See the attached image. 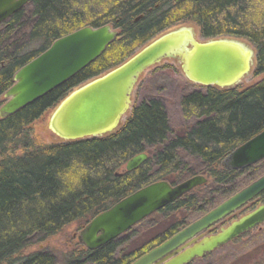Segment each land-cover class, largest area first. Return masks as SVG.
<instances>
[{
	"label": "trees",
	"instance_id": "trees-1",
	"mask_svg": "<svg viewBox=\"0 0 264 264\" xmlns=\"http://www.w3.org/2000/svg\"><path fill=\"white\" fill-rule=\"evenodd\" d=\"M185 23L199 27L206 39L251 43L253 74L264 73V0H30L0 24V96L14 84L17 70L56 39L86 26L111 25L119 31L72 78L0 118V264H131L264 174V160L237 170L222 165L264 129V77L247 87L198 84L202 87L185 90L179 108L186 124L178 129L162 96L139 94L125 120L102 136L44 143L29 127L72 91ZM169 69L179 71L168 63L154 73ZM144 152L148 158L127 171V162ZM200 174L208 177L205 184L139 222L129 235L95 249L78 242L61 261L48 249L22 254L33 241L54 236L71 223L85 226L150 183L176 185ZM254 202H264V191ZM137 227L145 228L144 236ZM263 236L259 231L255 238Z\"/></svg>",
	"mask_w": 264,
	"mask_h": 264
},
{
	"label": "water",
	"instance_id": "water-1",
	"mask_svg": "<svg viewBox=\"0 0 264 264\" xmlns=\"http://www.w3.org/2000/svg\"><path fill=\"white\" fill-rule=\"evenodd\" d=\"M29 1L0 0V24ZM118 34L111 25L86 26L56 39L17 70L14 84L4 94L0 117L17 112L72 78L96 60ZM244 41L229 37L200 41L192 25L173 28L120 66L72 91L52 114L50 130L64 140L113 132L132 108V93L140 75L166 58L178 61L194 83L233 87L250 72L256 57L254 48ZM147 158L145 152L137 154L125 169H136ZM263 159L264 130L233 150L222 165L231 170L244 169ZM207 181L208 177L200 174L176 185L165 180L150 183L93 217L79 232L78 241L88 249L99 248ZM263 191L264 174L131 264H188L260 229L264 224V202L218 232L205 235L206 230L253 202Z\"/></svg>",
	"mask_w": 264,
	"mask_h": 264
},
{
	"label": "rangeland",
	"instance_id": "rangeland-1",
	"mask_svg": "<svg viewBox=\"0 0 264 264\" xmlns=\"http://www.w3.org/2000/svg\"><path fill=\"white\" fill-rule=\"evenodd\" d=\"M185 25H192L187 24ZM197 39L200 41L205 40L200 35L199 28L193 25ZM242 40V39H241ZM244 41V40H243ZM249 47L254 48L251 43L244 41ZM174 64L178 67L179 71L174 72L169 70H163L160 72L154 73L155 68L161 67L165 64ZM254 65L252 66L250 72L246 74L238 83L237 87H247L257 81L261 80L264 77V73L260 75H254ZM166 79V80H165ZM202 86L191 82L179 65V62L174 59H163L158 64L147 69L139 78L137 84L132 93V105L136 102L138 94L141 98L148 96H162L168 108V112L171 118L172 126L176 129L180 128L182 125L186 124L180 108H179V97L182 92L187 89L201 88ZM5 101L4 94L0 96V107ZM55 108H51L44 113L38 120L31 123L29 126L33 133L40 136V139L44 143H53L61 142L62 138L54 134L49 127L50 118L54 112ZM129 115V114H128ZM127 114L125 115L123 121L125 120ZM1 118V117H0ZM122 121V122H123ZM121 122V123H122ZM263 161V160H262ZM261 162V161H260ZM261 204V202H250L248 205L237 210L234 214L228 217L223 223L228 225L233 220L241 217L242 215L248 213L256 206ZM200 215L199 217H201ZM199 217L193 219L192 221L198 219ZM151 221H156V218H153ZM191 221V222H192ZM190 222V223H191ZM221 224V223H220ZM219 225V224H218ZM225 225V226H226ZM84 225L78 223H71L67 225L60 233L48 237L42 241L35 240L33 241L24 251L23 255L42 249H48L57 254L59 261L63 258L64 253H68L73 250L78 242V234L82 230ZM217 226V225H216ZM224 226V225H223ZM215 227V226H214ZM141 235H145L144 227L136 228ZM220 229V228H218ZM259 231H264V224L259 229L256 228L252 231H249L239 237L238 239L228 243L222 248L214 251L208 256L204 257L203 260H195V264H207L206 262H211V264H237V260L240 258H245L243 261L244 264H264V236L263 238H255V235ZM129 235V231L125 233ZM141 236V237H143ZM146 237H143L145 239ZM252 240H254L252 242ZM82 243V242H80ZM258 250L257 254L255 253ZM253 259H258L257 261Z\"/></svg>",
	"mask_w": 264,
	"mask_h": 264
},
{
	"label": "flooded vegetation",
	"instance_id": "flooded-vegetation-1",
	"mask_svg": "<svg viewBox=\"0 0 264 264\" xmlns=\"http://www.w3.org/2000/svg\"><path fill=\"white\" fill-rule=\"evenodd\" d=\"M5 101H6V98H5ZM4 101V102H5ZM225 221V220H224ZM224 221H222V222H219V223H217V224H215L214 226H212L211 228H209L208 230H206V232H205V235H211V234H213V233H216V232H218L222 227H223V225L225 226L226 224H224L223 222ZM221 223V224H220ZM219 224V225H218ZM217 225V226H216ZM218 228H220V229H218ZM241 237V236H240ZM239 238V237H238ZM237 238V239H238ZM236 240V239H235ZM223 247V246H222ZM222 247H220V248H222ZM220 248H218V249H220ZM218 249H216V250H218ZM216 250H214V251H216ZM213 251V252H214ZM213 252H211V253H213ZM211 253H209V254H211ZM209 254H207V255H205V256H203V257H201V258H196V259H194V260H192L191 262H189L188 264H190V263H192V262H194L195 260H198V259H203L204 257H206V256H208Z\"/></svg>",
	"mask_w": 264,
	"mask_h": 264
},
{
	"label": "bare ground",
	"instance_id": "bare-ground-1",
	"mask_svg": "<svg viewBox=\"0 0 264 264\" xmlns=\"http://www.w3.org/2000/svg\"><path fill=\"white\" fill-rule=\"evenodd\" d=\"M121 122H122V121H121ZM263 130H264V129H263ZM263 130H262V131H263ZM234 150H235V149H234ZM231 153H232V152H231ZM231 153H230V154H231ZM230 154H229V155H230ZM229 155H228V156H229ZM263 160H264V159H263ZM223 161H224V160H223ZM261 161H262V160H261ZM170 237H171V236H170ZM170 237H169V238H170ZM166 240H167V239H166ZM164 241H165V240H164ZM82 243H83V242H82ZM83 244H84V243H83ZM84 245H85V244H84ZM85 246H86V245H85ZM86 248H87V247H86Z\"/></svg>",
	"mask_w": 264,
	"mask_h": 264
}]
</instances>
